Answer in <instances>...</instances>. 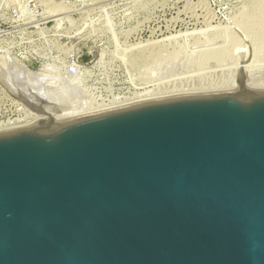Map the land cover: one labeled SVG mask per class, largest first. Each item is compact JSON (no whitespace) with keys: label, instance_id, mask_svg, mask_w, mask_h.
Here are the masks:
<instances>
[{"label":"water","instance_id":"1","mask_svg":"<svg viewBox=\"0 0 264 264\" xmlns=\"http://www.w3.org/2000/svg\"><path fill=\"white\" fill-rule=\"evenodd\" d=\"M0 264H264V90L0 131Z\"/></svg>","mask_w":264,"mask_h":264},{"label":"rangeland","instance_id":"2","mask_svg":"<svg viewBox=\"0 0 264 264\" xmlns=\"http://www.w3.org/2000/svg\"><path fill=\"white\" fill-rule=\"evenodd\" d=\"M259 5L260 0H0V131L30 124L5 87L58 94L75 109L222 92L240 68L248 82L254 72L264 85V58L252 60L258 27H240ZM203 55L209 61L199 65Z\"/></svg>","mask_w":264,"mask_h":264},{"label":"bare ground","instance_id":"3","mask_svg":"<svg viewBox=\"0 0 264 264\" xmlns=\"http://www.w3.org/2000/svg\"><path fill=\"white\" fill-rule=\"evenodd\" d=\"M249 18H250V20L247 23H245L241 26L239 25V26L240 27L243 26V28H245L247 30L252 29L253 27H258V30L256 32H253L256 34L255 35L256 38L254 37L255 40H253L255 49H254V56L252 57V60L256 61V59L258 57H260L261 59L264 58V0H260V5H259L257 11L253 12V14H251L249 16ZM251 36H252V33H251ZM132 50H134V49H132ZM211 53L215 54L216 52H211ZM202 58H203V60L199 61V63H198L199 65H200V62L204 64V63H207L206 61H209V60H207L209 58L208 55L207 56L203 55ZM260 58H258V59H260ZM203 64H201V65H203ZM248 69L250 70V68H248ZM235 71H237V66H236ZM251 73H253V75H254V72H251ZM234 75H235V73H234ZM253 75L250 74L251 81L248 82L249 75H247V78L245 80L239 81L237 78L238 77V74H237V76L235 75L236 78H231V81L229 82V84L227 83L229 85L228 86L229 88H225L224 90H221L224 88V87H222L220 89V91H222V92H233V91H240L242 88H248V89L258 90V91L264 90V85H262V83H260L262 80L259 82L258 81L259 78L257 79V77H255ZM57 95L55 96V94H52V95H38V96L40 98L52 103L53 105L57 106V108L59 109V111L61 113L48 112L47 109L45 108L44 115H37V114L31 112L30 110H28L21 103H18L19 106H21L22 110L25 113L24 120L27 121L28 123H30L26 126H31V125L35 124L36 122H38L39 120L43 119L45 117V114L50 119L67 120V119H71V118H75V117H79V116H83V115H88V114H92V113H96V112H101V111H105V110H109V109H113V108H118V107L130 105V104H134V102H131L128 104H122L121 106L117 105V104L112 105V106H104V105H95V104L89 103V104H86L85 106H81V107L79 106V107L74 109V108L69 107L70 105H67L65 103L66 102L65 100H64L65 102H63V98L61 101L60 97ZM155 96L156 95H154L152 97L154 98ZM163 98H165V97H163ZM154 99H156V98H154ZM148 100H151V96L148 97ZM142 101H147V98H146V100H141L140 102H142ZM135 103H138V102H135Z\"/></svg>","mask_w":264,"mask_h":264}]
</instances>
